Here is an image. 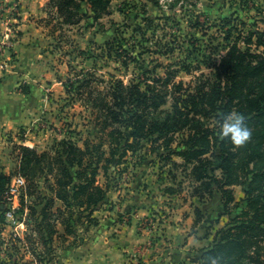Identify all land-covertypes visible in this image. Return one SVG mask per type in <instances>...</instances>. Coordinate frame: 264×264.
Returning <instances> with one entry per match:
<instances>
[{
  "label": "trees",
  "instance_id": "16d2710c",
  "mask_svg": "<svg viewBox=\"0 0 264 264\" xmlns=\"http://www.w3.org/2000/svg\"><path fill=\"white\" fill-rule=\"evenodd\" d=\"M115 1L122 2L120 12L125 14V7L132 11L129 17L137 25L134 31H140L143 41L149 39L145 32L157 19L170 18L153 16L144 4L160 7V0H52L57 11L48 22L54 23L52 34L61 33L56 37L61 44L65 28L83 21L90 27L97 25L102 33L110 32L102 20L112 15ZM261 21L264 23V18ZM226 25L230 28L224 37L225 52L211 64L209 73L196 74L200 66L188 60L167 65L163 75L157 72L158 67H164L162 63L153 70L142 67L141 74L128 82L112 73L105 78L95 69L70 71L63 82L66 105L79 102L86 109L94 135L75 139L72 135L80 133L69 125L50 150L16 144L19 165L10 174L0 172L3 223L7 211L4 197L12 176L20 174L27 182L16 211L18 221L28 228L26 241L33 257L25 264H55L56 238L64 246L68 241L75 244L81 230L99 224L94 212L109 192L118 188L110 173L118 170L120 174V166L128 158L138 167L150 156H156L161 173L166 175L163 179L171 183L163 188L165 194L181 195L187 183L190 197L202 202L216 192L222 194L223 209L207 226L208 232L222 217L229 220L215 230L213 245L195 262L264 264V29L250 30L243 36L233 18L225 19L222 27ZM235 31L240 33L236 38ZM243 37L245 47L239 44ZM125 39L123 32L121 38L106 42L108 57L126 69L131 63L141 66L143 51L139 52L135 42L125 45ZM105 47L98 44L102 53L95 56L79 50L80 57L97 63L105 56ZM162 50L157 51L168 57L175 51ZM182 72L193 75L192 80H178ZM232 111L243 113L244 123L252 130L250 139L241 145L221 134V124ZM235 186L243 188L240 201L236 200ZM195 213L196 223L202 221L201 209L196 207ZM58 224L64 234L59 233ZM14 241L17 244L21 239L18 236Z\"/></svg>",
  "mask_w": 264,
  "mask_h": 264
},
{
  "label": "crops",
  "instance_id": "0c3cea01",
  "mask_svg": "<svg viewBox=\"0 0 264 264\" xmlns=\"http://www.w3.org/2000/svg\"><path fill=\"white\" fill-rule=\"evenodd\" d=\"M14 2L19 3L16 25L21 34L12 52L11 67L0 73V172L6 174L19 165L18 153L13 148L16 143L21 144L18 131L35 125L40 113L54 110V101H51L54 98L49 96L61 98L66 92L63 83L66 76L55 67L57 53L53 50L60 45L56 39L59 31L53 35L54 23H48L52 14L57 16L52 0H0L7 6ZM74 27H66L65 32ZM90 28L95 30L96 36L100 33L104 39L109 38V32H100L97 25ZM177 160L181 162V159ZM239 187H234L237 201L244 198L236 196ZM127 191V196L120 189L109 192L94 212L99 224L87 231L81 230L77 243L69 245L68 241V246H64L56 238L55 264H197L195 258L213 245L215 231L206 233V217L214 207L222 211L220 192L202 202L192 197L182 200L180 195L170 196L162 190L160 198L173 201L174 213L162 220L160 228L152 229L143 224L156 209V202L148 199L147 190L135 188L132 191L128 188ZM57 206L61 203L58 202ZM196 207L204 215L198 223ZM221 222L214 224L216 229L227 223L223 225ZM58 231L64 234L61 224H58ZM16 232L21 241L14 244L18 237ZM27 234L24 222L19 221L15 225L6 219L3 223L0 217V264H25L33 260L26 241Z\"/></svg>",
  "mask_w": 264,
  "mask_h": 264
},
{
  "label": "rangeland",
  "instance_id": "374dc122",
  "mask_svg": "<svg viewBox=\"0 0 264 264\" xmlns=\"http://www.w3.org/2000/svg\"><path fill=\"white\" fill-rule=\"evenodd\" d=\"M174 1L160 0V7H154L151 3L143 1L146 2L144 4L147 5L153 16L165 14L168 17L170 15V18L167 19H157L155 25L146 30V36L149 38L147 41H143L140 31H134L137 25L135 21L130 20L129 13L131 14L132 11L125 7V14L120 12L119 9L123 7L122 2L115 1L112 16L103 21L105 28L110 30L108 34L111 35L110 40H108L109 38L104 39L105 36L100 33L96 36L95 30L90 28L87 25L88 23L84 21L82 25L63 32L65 35L62 43L53 49L57 53L55 67H58L59 71L66 77L71 72L73 74L75 70L95 69L99 75L105 78H109L108 74L112 73L123 78L126 82L132 80L135 74H141L142 67L153 70L155 66L162 63L164 67H158L157 72L163 75L167 65L180 60H188V62L194 64L193 66H200L201 70H196V74L209 73L211 64L219 60L220 55L225 52L224 37L226 30L230 28L227 25L222 27L225 19L233 18L238 30H243V36H247L250 30L264 29V23L261 21L264 18V0H180L178 3L173 4ZM135 2L134 4H137V1ZM138 22H141V20ZM125 24L128 27H125ZM123 32H125L126 38L125 42L123 41L125 45L128 42H135L138 44L139 52L143 51L140 61L141 66L131 63L129 68L126 69L121 62H115L108 57L106 52L109 47H105L106 42L112 41L114 37L121 38ZM60 34L59 32L58 36ZM239 34V31H235L234 37L236 38ZM139 41H142V43L139 44ZM98 44L105 47L106 51L105 56L98 58L97 63L95 59L84 60L80 57L79 50H87L91 56L101 54L102 51L97 49ZM239 44L245 47L244 37L239 40ZM161 47H163L161 52H166L167 48H174V54L168 57L164 53H159L160 51L157 50ZM70 65L72 68L69 67ZM173 68L177 67L173 66ZM192 78L193 75L182 72L178 80L189 82ZM49 97L54 98L51 100L54 101L52 106L54 110L40 113L35 125H30L27 129L23 128L18 131L21 144L29 145L39 151L50 150L56 139L64 137L69 125L72 126L71 130L80 133V136L76 133L72 135L75 139L85 140L89 135H94L95 128L90 122V115L79 102L74 106L66 105V99L68 98L66 92L61 98H58L57 95ZM20 135L27 142L22 141ZM14 146L13 148L16 150ZM120 170V174H118V170L110 173L112 177L117 179V189L124 192L125 196L129 194L128 188L132 191L135 188L142 191L147 190L148 199L155 201L157 205L152 215L148 217L146 228H160L162 220L174 213V205L172 204L173 201H164L160 198V192L170 182L164 181L163 178H166V175L161 173L156 156H150L138 167H135L132 158H128L126 163L120 166ZM185 186L186 189L180 195L182 200H187L190 197V191L187 188L188 183ZM236 196L238 199L244 196L240 187L236 189ZM219 212V209L214 207L212 211L210 210L207 213L206 233L208 232L207 226L213 224L219 218ZM228 220V217H222L220 224L224 225Z\"/></svg>",
  "mask_w": 264,
  "mask_h": 264
},
{
  "label": "built area",
  "instance_id": "2783aa9c",
  "mask_svg": "<svg viewBox=\"0 0 264 264\" xmlns=\"http://www.w3.org/2000/svg\"><path fill=\"white\" fill-rule=\"evenodd\" d=\"M19 16V3L14 2L10 5L0 3V73H5L12 65V52L16 42L19 39V30L17 28V19ZM7 137V135H6ZM8 140V138H7ZM26 179L20 174H14L8 185L5 194L6 219L13 224H18L16 211L20 206V197L26 188ZM147 220L143 226L146 227ZM15 236H19L15 233Z\"/></svg>",
  "mask_w": 264,
  "mask_h": 264
},
{
  "label": "clouds",
  "instance_id": "9594fccd",
  "mask_svg": "<svg viewBox=\"0 0 264 264\" xmlns=\"http://www.w3.org/2000/svg\"><path fill=\"white\" fill-rule=\"evenodd\" d=\"M244 119V114L239 111L228 113L221 124V134L229 136L236 145L244 144L252 136V130Z\"/></svg>",
  "mask_w": 264,
  "mask_h": 264
}]
</instances>
